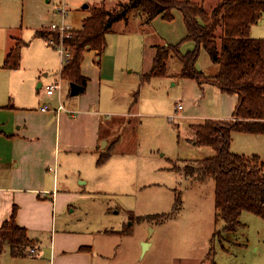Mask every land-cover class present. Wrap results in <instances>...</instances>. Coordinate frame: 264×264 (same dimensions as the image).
<instances>
[{
    "label": "rangeland",
    "instance_id": "1",
    "mask_svg": "<svg viewBox=\"0 0 264 264\" xmlns=\"http://www.w3.org/2000/svg\"><path fill=\"white\" fill-rule=\"evenodd\" d=\"M103 1L0 0V103L21 100V66L19 71L1 66L9 46L14 44L13 33L20 35L22 27L23 33L33 37L32 32L38 27L53 22L66 23L74 31L80 26L82 12H91L94 5ZM116 1L106 0V6L111 8ZM217 2L205 0L202 4L210 11ZM85 4L90 8H84ZM57 5L67 7V14L63 15ZM181 14L176 10L172 21L160 18L158 23L151 22L149 28L156 31L146 35L155 37L156 33L164 42L173 44L182 41L187 30ZM138 19V15L131 18L130 25L135 27ZM148 25L144 23L143 27ZM255 26L264 34V17ZM43 28L51 30L50 25ZM196 48L197 43L192 40H184L181 45L183 52ZM134 49L132 45L131 61L137 59ZM28 57L26 76L40 65L33 49H29ZM54 63L52 58L48 62L52 69ZM196 67L208 76L218 72L203 46ZM180 71L181 63L173 59L168 62L166 74L153 76L148 81L138 76L124 80L134 95L139 93L136 98L133 93L128 94L126 109L132 117L129 123L115 116L104 124L106 128L114 120L119 126L115 130L119 143L112 149L110 160L102 166H88L80 175L87 183H82L78 174L71 176L72 191L83 189L92 195L74 199L68 208L58 210L55 217L59 227L92 232V248L84 251H89L85 253L90 254L93 264H264V219L243 211L239 217L241 225L235 231H225L224 221L216 215L214 179L191 178L183 171L187 164L184 159H201L215 153L210 146L194 143L191 126L206 119L231 118L234 111L230 97L223 100L212 85L183 77ZM50 76V79L54 77ZM63 85L64 92L68 93L69 83ZM33 89L37 92V84ZM179 103L182 109H178ZM233 139V152L264 157V135L235 132ZM178 193L182 195V207L175 211ZM157 212H165L169 218L147 217ZM107 228L120 232L105 233L103 229ZM144 239L153 241L154 246L143 253ZM2 256L11 262L8 247ZM30 257L21 259V264H30Z\"/></svg>",
    "mask_w": 264,
    "mask_h": 264
},
{
    "label": "crops",
    "instance_id": "2",
    "mask_svg": "<svg viewBox=\"0 0 264 264\" xmlns=\"http://www.w3.org/2000/svg\"><path fill=\"white\" fill-rule=\"evenodd\" d=\"M127 1L118 0L110 8L106 6V0H104L103 3L94 7L103 4L112 11L120 2ZM83 7L90 8V5ZM92 9L91 12H82L78 20L81 22L80 26L74 29L82 28L84 19L91 15ZM137 15L140 20L138 19L137 27H132L131 18ZM181 15L184 22V16ZM175 16L176 10L172 20ZM160 18L164 19L162 14L151 22L158 23ZM151 22L145 21L144 15L136 8L129 12L126 19L114 22L107 32L105 50L101 54L94 48H88L85 51L81 61V73L87 77V83L84 90L77 95H71V81L62 73L63 53L59 48L49 44L48 38L37 33L38 29L51 23L43 24L36 29V32L31 31L33 37L23 33L22 27L20 35L18 32L13 33L14 44L9 46L1 66L12 71H19L21 66V100L0 103V226L17 208L16 221L26 227L30 240L26 250L32 247L37 248L34 255H29L31 256L30 264H93L90 254L85 253L89 251H84L92 248L90 236L92 232L86 229L89 231L88 234L80 233L66 227H59L55 213L60 209L68 208L78 197L92 195V192L83 189H77L80 190L79 192L72 191L74 189L69 186H71L72 175L78 174L79 180L87 183V179L83 180L80 175L87 170L88 166H102L110 160L109 158L103 164L98 163L99 157L105 154L107 149L111 152L119 143V139L115 137L117 134L115 130L119 126H117L118 122L112 120L113 124H106L104 128L106 121L115 116V119L127 120V123L131 121V113L126 109L129 102L127 97H129L128 94L134 95V92L131 87L124 84V80L135 78V76L141 77L142 74L150 71L157 53V46L169 44L156 33L155 37L146 35L156 31L149 28L148 24ZM144 23H147L148 28L143 27ZM255 25L256 23L251 27V35L256 30L259 33L254 34V37L264 36L261 33L262 30L255 28ZM19 42L21 44L17 45ZM132 45L135 46L134 52L137 57L134 61L129 58ZM15 46H21L20 65L7 67L5 61ZM29 49H33L37 54L40 65L30 76H26V66L30 61ZM51 58L55 60L54 69L48 64ZM173 59L178 61L174 56L170 61ZM55 69L56 71L53 72ZM51 74L54 76L52 79H50ZM42 76L48 78L47 81L45 80L46 84L61 80V93L47 94ZM27 80L29 86L25 87ZM68 83L69 90L66 93L64 92L66 87L63 84ZM35 84H37V92L33 89ZM203 84L216 88L217 95L223 100L225 97H230L234 111L239 99L237 93L222 92L218 86L210 82H203ZM60 102L64 104L65 109L57 111L56 108ZM46 103L50 105L49 109L43 108ZM103 141L107 142L104 147ZM239 154L245 155V153ZM259 156L264 160V157ZM103 231L105 233L120 232L118 229L108 228ZM144 241L147 240L144 239ZM153 246L154 243L151 241L146 249L147 252ZM7 247L10 249L11 262H8V258H5L6 260L2 258ZM27 255L26 253L13 255L7 244L0 255V264H4V261L10 264H21V259L29 257Z\"/></svg>",
    "mask_w": 264,
    "mask_h": 264
},
{
    "label": "trees",
    "instance_id": "3",
    "mask_svg": "<svg viewBox=\"0 0 264 264\" xmlns=\"http://www.w3.org/2000/svg\"><path fill=\"white\" fill-rule=\"evenodd\" d=\"M117 9L108 10L103 4L95 6L83 21L81 29L62 38L57 30L40 28L37 33L53 38L72 50L71 59L64 64L62 73L70 81L83 86L87 77L81 73V61L88 48L98 49L101 54L107 45V32L113 23L126 19L129 12L139 9L145 21L151 22L158 15L167 20L174 18V10L184 16L187 34L178 43L157 46L153 67L141 75L142 81L167 73L171 57L181 63L180 74L196 79L199 83L210 82L222 92L237 93V105L231 118L206 119L193 124L197 145L210 146L215 154L201 159L184 160V173L191 178L215 181V207L217 219L224 221L225 231H235L240 225L243 211L257 214L264 219V160L258 154L246 156L231 150L233 132L264 134V37L251 36V27L264 15V0H220L210 11L200 0H128L120 2ZM184 40L197 43V48L183 52ZM204 47L214 64L215 75H205L196 67L200 48ZM21 46L11 49L5 66L20 65ZM139 91L135 92V98ZM111 152L98 159L105 163ZM175 168L182 170L180 166ZM175 211L182 207V195L177 194ZM15 208L9 219L0 226V255L6 244L13 255L24 254L30 240L26 227L16 221ZM165 213L148 214L155 219Z\"/></svg>",
    "mask_w": 264,
    "mask_h": 264
},
{
    "label": "built area",
    "instance_id": "4",
    "mask_svg": "<svg viewBox=\"0 0 264 264\" xmlns=\"http://www.w3.org/2000/svg\"><path fill=\"white\" fill-rule=\"evenodd\" d=\"M57 8L63 15L67 14V11H68L67 7H65V6L61 7V6L57 5ZM50 27L53 30L59 31L61 33L62 38L69 37L72 34V30H70L71 27L66 23L57 24V23L53 22L52 24H50ZM47 42L49 44L53 45L54 47L59 48L61 50V52L63 53V63L64 64H66L71 59L72 50L65 46V44L63 43V40H61V42H56L53 38H48ZM45 90H46L47 94H49V95L55 94L56 92L61 93V90H62L61 80H55L53 83L46 84ZM177 107H178V109H181V108H183V105L179 103ZM43 108L49 109L50 105L48 103H46ZM62 109H65V106L62 102H60L59 105L57 106L56 110L60 111ZM36 251H37V248L32 247V248L25 250V253L28 255H33V254H35Z\"/></svg>",
    "mask_w": 264,
    "mask_h": 264
},
{
    "label": "water",
    "instance_id": "5",
    "mask_svg": "<svg viewBox=\"0 0 264 264\" xmlns=\"http://www.w3.org/2000/svg\"><path fill=\"white\" fill-rule=\"evenodd\" d=\"M85 6L87 7L88 4H85ZM84 90V86L75 82V81H71L70 82V93L71 95H77L79 94L80 92H82ZM106 141H103L102 142V146L104 147L106 145ZM149 243L148 241H144L143 242V252L147 249V247L149 246Z\"/></svg>",
    "mask_w": 264,
    "mask_h": 264
}]
</instances>
